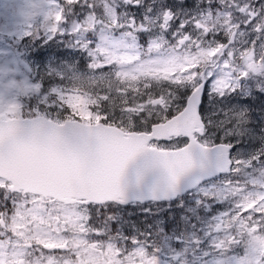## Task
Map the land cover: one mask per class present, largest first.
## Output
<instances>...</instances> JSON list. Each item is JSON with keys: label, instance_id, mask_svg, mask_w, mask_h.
<instances>
[{"label": "snow or ice", "instance_id": "obj_1", "mask_svg": "<svg viewBox=\"0 0 264 264\" xmlns=\"http://www.w3.org/2000/svg\"><path fill=\"white\" fill-rule=\"evenodd\" d=\"M8 3L0 264H264V0Z\"/></svg>", "mask_w": 264, "mask_h": 264}, {"label": "rangeland", "instance_id": "obj_2", "mask_svg": "<svg viewBox=\"0 0 264 264\" xmlns=\"http://www.w3.org/2000/svg\"><path fill=\"white\" fill-rule=\"evenodd\" d=\"M15 5L8 3V0H0V12H3L5 15L8 13V11L12 8H14ZM4 22V16H0V23ZM34 51L38 52L40 51V49H34ZM47 54H51L50 50H47L46 52L42 53V55H47ZM28 58L32 61H35L36 59H38V57H36L34 54L32 53H28ZM229 139H235V137H231ZM241 147H244L245 149L248 148H255L257 146L256 141H246L245 139L241 140ZM129 213V212H128ZM163 258V257H162Z\"/></svg>", "mask_w": 264, "mask_h": 264}, {"label": "trees", "instance_id": "obj_3", "mask_svg": "<svg viewBox=\"0 0 264 264\" xmlns=\"http://www.w3.org/2000/svg\"><path fill=\"white\" fill-rule=\"evenodd\" d=\"M149 207H153V205H150ZM113 211H116L115 209L113 210ZM155 211V210H154ZM182 211V209H178V211H176V210H174V209H171L169 212H165L164 213V211H163V214L160 212L159 213V215L158 214H154V215H149L148 214V216L146 217V224H151L152 222H153V220H155V219H157L158 217H160V216H162V217H164L165 218V223H169V220H168V217H169V213L171 212V213H173L174 215H175V218L176 219H178L179 218V214H180V212ZM135 210H133L132 212H131V214H132V217H134V215H135ZM131 221H132V223H135L137 226H139L140 228L142 227V225H141V223L138 221V219H136V220H132L131 219ZM131 223V224H132ZM142 229V228H141Z\"/></svg>", "mask_w": 264, "mask_h": 264}, {"label": "flooded vegetation", "instance_id": "obj_4", "mask_svg": "<svg viewBox=\"0 0 264 264\" xmlns=\"http://www.w3.org/2000/svg\"><path fill=\"white\" fill-rule=\"evenodd\" d=\"M241 179H243V176L240 177ZM220 207V206H217ZM187 258L189 259V261H191V255H187Z\"/></svg>", "mask_w": 264, "mask_h": 264}]
</instances>
